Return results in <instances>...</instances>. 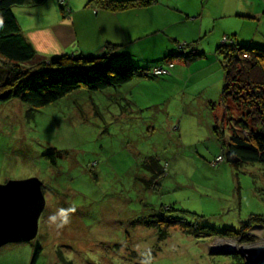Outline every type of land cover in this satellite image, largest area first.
<instances>
[{"label": "rangeland", "instance_id": "1", "mask_svg": "<svg viewBox=\"0 0 264 264\" xmlns=\"http://www.w3.org/2000/svg\"><path fill=\"white\" fill-rule=\"evenodd\" d=\"M53 1L60 4L58 0L46 4ZM160 1L183 5L189 12L183 18L178 10L164 14L153 10L148 15L138 8L122 13L133 16L130 36L134 24L137 37H143L134 48L140 59L132 65L150 69V75H136L118 89H82L45 107L18 99L0 102V184L38 177L46 198L36 238L0 247V264H34L37 254L35 264H247L240 251L214 254L210 246L217 239L240 246L264 245V226L254 228L258 222L264 224V165L231 163L226 158L213 163L222 151L218 141L210 139L213 132L206 136L203 125L218 117L217 129L230 133L227 118L239 111L231 99L223 102L224 73L214 75L224 78L219 98L206 108L200 98L195 101L196 118L203 121L197 125L195 119V135L203 132L197 138L192 133L185 136V129H193L190 112L184 117L183 94L191 69L183 68L180 59L185 41L197 36L188 32L191 26L202 28L204 34L208 31L201 43L208 50L209 41L213 47L216 42L226 47L229 40L224 35L241 46L264 50V5L256 8L252 0ZM15 10L20 24L26 25L30 14ZM121 57L114 60L131 63ZM242 57L250 59L251 54ZM9 66L0 56V81L11 80ZM155 66L170 67L172 75L153 76L159 68ZM207 84L187 89L196 93ZM178 122L183 123L181 133L172 131ZM148 156L167 165L162 186H153L150 192L144 189L141 166ZM132 168L137 169V178H129ZM166 206L173 208L168 215L189 225L170 228L162 239L155 225L158 215H166ZM214 230L233 232L223 238L213 235ZM236 232L240 233L233 235Z\"/></svg>", "mask_w": 264, "mask_h": 264}, {"label": "trees", "instance_id": "2", "mask_svg": "<svg viewBox=\"0 0 264 264\" xmlns=\"http://www.w3.org/2000/svg\"><path fill=\"white\" fill-rule=\"evenodd\" d=\"M47 1L49 0H0V56L10 64L8 68L11 78L9 82L0 81V102L6 103L18 99L34 107H45L82 89L99 92L121 88L130 83L134 76L143 73L141 69L134 68L131 64L125 65L122 61L118 64L113 60L110 55L118 47L114 44L107 45V52L97 57L84 54L54 58L40 56L25 36L15 9L28 4L41 6ZM155 1L90 0L101 9L112 11L149 6ZM58 2L61 9L68 10L67 0L63 3L60 0ZM224 37L229 40V44L226 47L219 46L217 50L222 57L226 80L223 102L231 99L230 102L235 105L236 110H239L237 114L227 118L230 139L228 143H224L225 158L226 152L231 151L240 162L264 165V50L253 46H241L230 36ZM244 53L251 54V58L244 59L242 57ZM181 55L186 60L196 61L197 58H204L205 53L196 48L195 42L192 45L187 44ZM171 56H167V59ZM162 161L157 156H148L142 160L141 166L142 169L145 168L144 174H146L142 177L145 190L150 192L153 186L159 188L162 186L167 166L160 165ZM132 169L134 170L129 173V178L131 176L137 178V169ZM43 188L45 190V185ZM165 210L166 215L164 217L158 215L160 221L155 225L162 239L168 236L170 228L189 225L184 219L168 215L173 210L171 206H166ZM254 218L261 217L254 216ZM223 232L219 234L214 230L213 235L231 237L233 231ZM39 258L37 254L34 264Z\"/></svg>", "mask_w": 264, "mask_h": 264}, {"label": "crops", "instance_id": "3", "mask_svg": "<svg viewBox=\"0 0 264 264\" xmlns=\"http://www.w3.org/2000/svg\"><path fill=\"white\" fill-rule=\"evenodd\" d=\"M227 1L231 2V0ZM252 1L253 4H258L256 8L260 9L264 5V0ZM67 2L69 3L68 10H66L67 8L65 10L61 9L56 1L48 4L45 3L41 6L28 4L26 6H23L24 8H17L18 10L20 9L21 14H30L29 19H27L26 25H21V27L25 36L31 41L38 54L42 57L54 58L64 55L71 56L73 54H84L86 56L97 57L102 56L107 52V45L114 44L118 47L113 50L110 55L113 60L115 58H120L122 60L121 56L128 57L131 63H129L128 59L126 61L123 60L122 63L125 65H132L140 59V57L137 56L138 50H134V48L135 45H138L139 43H141V41H143V37H137L138 33H135L136 29H134V24L132 27L134 35L133 37L130 36V34L128 33V25L130 22H132L133 16L132 14L122 13L129 11H139L137 10L138 8L140 10L148 12V15H150L153 10L155 12H161L162 14L165 13L164 10H178V12L184 13L181 14V18H183L186 16V13L189 12L188 8H181L183 5L178 7V5L174 6L175 3L162 4L160 3V0H156L149 6L147 5L141 7H133L122 11L101 9L97 4L91 3L90 0H67ZM219 2H223V0H220ZM256 8L255 10H257ZM15 14H17L16 10ZM39 14H52V17H44L43 15L39 16ZM34 16L39 17H36L35 20H32L34 19ZM213 25L214 24L210 22L209 31L213 30ZM190 29H192L191 32ZM194 30H196V33H193ZM188 32L190 34H196L197 36L191 40H186V44L192 45L196 42V48H199L202 52L205 53L204 58H197L196 61L186 60L182 55H180L182 58L179 57L184 61L182 62L183 68L185 67L186 69H191L189 73L190 76L188 80L185 81L183 94L185 97L184 101L186 106V113L184 117L187 116V112H190L191 116L189 117L191 119L189 122V127L193 129H191V131L185 129L184 135L186 136L192 133L193 138H197L199 137L198 134L202 133L203 131H199V133L195 135V131L197 130L195 129L197 127L195 119H197L196 115L198 114L195 109V101L200 98L203 106L207 107L210 102H214L217 96L218 98L220 97V90H223L221 89L222 77L217 76L215 78L214 75L216 73H219L220 71L224 73V70L222 66V57L217 51L220 46V42H216V47H213L214 43L211 44V42L209 41L208 45L210 49L208 50V47H206L205 45V47L201 46V43L203 44L205 42L203 41V38L206 36L205 34L208 31H205L206 33L204 34L202 33V28H199L198 26L194 28L191 26ZM170 40L173 41L172 39ZM174 43L179 44L180 42L176 40ZM139 50L141 54H147V52L149 53V51H145L143 49ZM139 68L141 69L143 67ZM165 68H168V66ZM173 78L176 79L177 77L174 76ZM224 78L222 80V86L224 85ZM133 80L131 82H133ZM198 83L208 84L205 85L201 90H198L196 92L197 94L192 90L187 89L188 87L195 86ZM189 99H191L190 104ZM213 116L216 115L211 114L212 118ZM197 120V125H199L200 122H203L202 120ZM218 120L219 118L217 117V121ZM217 121H214L212 119L211 122L203 125L206 128V136L208 137L209 133L211 134V132H213L210 139L218 141V145L220 146L222 152H219L217 156H225L224 153L226 150L223 144L229 142L230 133L225 132V128H222V131H219V129H217ZM173 124L174 123H172V125ZM181 124L183 123L178 122L177 126L175 125L172 128V131H179L181 133ZM254 228H258L261 230L263 226L258 225Z\"/></svg>", "mask_w": 264, "mask_h": 264}, {"label": "water", "instance_id": "4", "mask_svg": "<svg viewBox=\"0 0 264 264\" xmlns=\"http://www.w3.org/2000/svg\"><path fill=\"white\" fill-rule=\"evenodd\" d=\"M226 160L239 163L231 151L226 152ZM44 182L38 177L24 180H10L0 184V247L10 242L29 241L36 238L39 232V219L46 207V198L43 192ZM238 250H221L211 253L233 254ZM247 264L264 263V253L249 256L240 251Z\"/></svg>", "mask_w": 264, "mask_h": 264}, {"label": "bare ground", "instance_id": "5", "mask_svg": "<svg viewBox=\"0 0 264 264\" xmlns=\"http://www.w3.org/2000/svg\"><path fill=\"white\" fill-rule=\"evenodd\" d=\"M188 52V51H187ZM143 71V70H142ZM148 72H150V69H145L143 71V74H147ZM219 156H217L215 158V160L213 161L216 162L217 158ZM218 166V165H217ZM210 248L212 250H227V249H231V250H238V251H243L244 253H246L249 258L250 256H252V254H257L259 255V253H264V245H257L255 247H251V246H240L237 241L234 240H225V239H217L211 246ZM253 263V262H251Z\"/></svg>", "mask_w": 264, "mask_h": 264}, {"label": "built area", "instance_id": "6", "mask_svg": "<svg viewBox=\"0 0 264 264\" xmlns=\"http://www.w3.org/2000/svg\"><path fill=\"white\" fill-rule=\"evenodd\" d=\"M60 1L63 3L65 0H60ZM170 73H171V68H170V67H168V68H165V67H159V68H156V69L153 71L152 75H153V76H164V75H170ZM224 159H225V157H224L223 155H220V156L217 158V160H216L215 163L223 162Z\"/></svg>", "mask_w": 264, "mask_h": 264}]
</instances>
